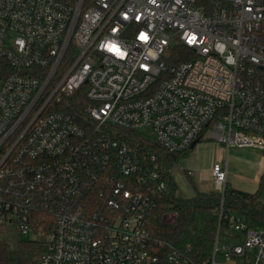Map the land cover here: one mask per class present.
I'll list each match as a JSON object with an SVG mask.
<instances>
[{"label": "built area", "instance_id": "obj_1", "mask_svg": "<svg viewBox=\"0 0 264 264\" xmlns=\"http://www.w3.org/2000/svg\"><path fill=\"white\" fill-rule=\"evenodd\" d=\"M82 87L86 126L59 109ZM110 126L264 151V0H0V228L45 234L39 264H264V228L223 204L205 261L154 237L168 184Z\"/></svg>", "mask_w": 264, "mask_h": 264}, {"label": "trees", "instance_id": "obj_2", "mask_svg": "<svg viewBox=\"0 0 264 264\" xmlns=\"http://www.w3.org/2000/svg\"><path fill=\"white\" fill-rule=\"evenodd\" d=\"M189 48L184 45L171 50L170 62L189 58ZM85 87L71 97L68 104L59 109L72 113L82 125L88 124L84 115L89 100L84 94ZM114 137L136 147L142 157L151 160L155 156L160 166L162 178L168 184L164 195L149 216V230L154 237L167 240L175 246L185 249L191 246L190 255L197 261H205L212 252L219 226L218 210L221 204L227 212H237L247 217L251 226L264 228V175L260 186L254 193L236 190L227 186L225 193L218 191H197L191 198L181 196L178 185L172 175V169L180 160L186 158L192 148L171 152L162 146L146 130L128 129L110 126ZM175 214L172 222H164V216ZM229 227L223 223L221 236L228 238ZM46 241L45 234L39 238H23L15 228H0V264H39Z\"/></svg>", "mask_w": 264, "mask_h": 264}, {"label": "crops", "instance_id": "obj_3", "mask_svg": "<svg viewBox=\"0 0 264 264\" xmlns=\"http://www.w3.org/2000/svg\"><path fill=\"white\" fill-rule=\"evenodd\" d=\"M222 162L228 168L227 185L254 193L264 175V151L256 147L225 149L212 139L196 144L189 155L172 169L181 196L191 198L197 191H208L213 183L212 166Z\"/></svg>", "mask_w": 264, "mask_h": 264}, {"label": "rangeland", "instance_id": "obj_4", "mask_svg": "<svg viewBox=\"0 0 264 264\" xmlns=\"http://www.w3.org/2000/svg\"><path fill=\"white\" fill-rule=\"evenodd\" d=\"M147 132H149V133H152L151 132V130L150 129H147L146 130ZM262 200L264 201V188H263V192H262ZM168 221H171V218H172V215H166V217H165ZM165 220V219H164ZM23 238H28V237H26V236H22ZM32 238H34V237H32ZM222 239V238H221Z\"/></svg>", "mask_w": 264, "mask_h": 264}, {"label": "water", "instance_id": "obj_5", "mask_svg": "<svg viewBox=\"0 0 264 264\" xmlns=\"http://www.w3.org/2000/svg\"><path fill=\"white\" fill-rule=\"evenodd\" d=\"M197 142H194L191 146V148H194L196 146Z\"/></svg>", "mask_w": 264, "mask_h": 264}]
</instances>
